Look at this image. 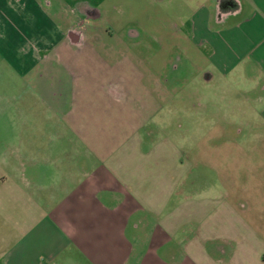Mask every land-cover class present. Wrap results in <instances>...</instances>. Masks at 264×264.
<instances>
[{"label":"crops","instance_id":"0c3cea01","mask_svg":"<svg viewBox=\"0 0 264 264\" xmlns=\"http://www.w3.org/2000/svg\"><path fill=\"white\" fill-rule=\"evenodd\" d=\"M147 1L178 41L158 62L144 55L141 72L129 57L122 69L113 54L118 27L102 26L100 1L0 0V66L45 107L26 136L12 129L4 144L0 130V264H264V222L231 221L238 238L223 257L207 250L204 220L189 236L190 218L207 206L191 214L187 201L175 205L174 144L155 137L146 150L141 134L159 111L145 74L161 86L170 64L177 83L241 69L264 119V0ZM15 111L21 120L23 109Z\"/></svg>","mask_w":264,"mask_h":264},{"label":"rangeland","instance_id":"374dc122","mask_svg":"<svg viewBox=\"0 0 264 264\" xmlns=\"http://www.w3.org/2000/svg\"><path fill=\"white\" fill-rule=\"evenodd\" d=\"M97 1L101 2L102 10L108 8V12L102 13V26L107 23L118 27L115 30L118 37L113 34V29H108L107 33L114 35L110 46L115 49L113 54L119 57L122 69L129 57L133 66L141 67L143 72L146 70L144 55L151 51L154 62H158L169 51L167 47L178 41L167 27L165 31L168 20L163 11L152 19L147 0ZM121 27L120 35L118 29ZM173 51V54L178 53ZM3 66H0V96L6 99L0 97V130L3 132L1 141L10 144L14 137L11 130L23 128L26 136L30 117L36 115L37 118L45 107L35 102L34 98L38 96L35 88L25 82L16 87V77ZM158 66L153 65L154 70ZM168 67V80L161 86L158 83L160 76H152L154 79L150 80L145 74L143 79L154 94L153 98L146 97L148 102L152 104L150 101L156 100V105L159 103V111L148 117L142 127L141 134L146 139L143 143L148 150L155 137L172 140L178 153L172 200L175 205L187 201L192 207L191 214L199 205L207 206V212L197 211V218H190L189 236L195 234L197 220H204L205 225L198 232L212 237L207 241V250L223 257L229 243L233 247L238 238L230 228L231 221L238 220L237 224L245 221L250 226H261L264 222V119L258 113L262 102L245 95L252 88L254 79L243 77L241 69L233 73L235 76L210 73L211 77L214 75L211 80H205L202 74L194 80L177 83L174 75L177 68L171 64ZM163 77L165 73H162ZM159 86L160 91L156 89ZM128 88L134 91L130 85ZM139 96V93L132 95ZM115 103L131 102L128 98H118ZM20 109L24 112L21 120L15 115V110ZM222 127L226 132L220 131ZM149 214L144 213L147 222L152 221ZM216 221L219 224L213 229L211 226ZM236 231L240 232L239 229Z\"/></svg>","mask_w":264,"mask_h":264}]
</instances>
